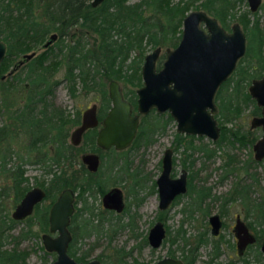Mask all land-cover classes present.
I'll list each match as a JSON object with an SVG mask.
<instances>
[{
    "label": "trees",
    "instance_id": "1",
    "mask_svg": "<svg viewBox=\"0 0 264 264\" xmlns=\"http://www.w3.org/2000/svg\"><path fill=\"white\" fill-rule=\"evenodd\" d=\"M90 1L0 0V40L6 47L0 62V116H4L6 120L0 125V177H4V183L0 185V264H26L27 257L34 249L18 248L19 242L22 238H38L40 232H47L49 205L62 187L71 186L67 170L76 162L77 148L72 147L68 141V127L77 124L78 117L69 118L62 108L52 103L53 90L58 83L55 73L59 69H62L61 77L72 96L76 83H80L81 89L96 91L100 103L107 107L109 99L105 82L115 80L139 86V69L145 49L156 46L173 47L180 37L182 18L190 9H200L204 6L207 12L217 17L225 26L228 25L227 16L236 18L241 22L248 37L254 36L258 43L261 42L259 29L256 25L249 26L244 13L236 16L235 12L216 6L224 4L226 0H205L203 3L199 0H103L95 7L90 6ZM74 27L93 34L91 47L86 39L81 37H73V41L60 38ZM51 33L57 34V38L42 49L41 44ZM36 47L40 49L39 54L25 63L17 75H12L11 78L7 76L14 57H19ZM246 57L247 54L243 58L245 62ZM243 66L241 65L235 76L224 82L217 92V115L221 119L220 123L238 116L250 100L245 86L248 79L254 76ZM5 72L6 76L1 80ZM128 92L133 96L129 99L134 100L132 90L126 89L124 95ZM9 94H12V97L7 103ZM19 101L21 103H18ZM158 122L155 119L152 122L142 120L136 138L137 146L153 141L152 136ZM163 126L164 122L161 128ZM145 127H148V132ZM84 138L86 142L90 141L91 135L86 134ZM15 139L26 142L19 147L24 149V156L12 149L11 144ZM174 139L175 150L181 149L180 153L183 154V167L195 149L201 151L208 159L216 154L223 141L231 144L238 142L240 146L253 141V138L243 133L226 129L221 130L213 147L207 144L193 145L192 136L175 133ZM13 154L21 163L7 167ZM226 158L222 163L223 168L235 163L229 154ZM23 162L38 164L41 167L42 176L46 178H41V181L34 178L35 185L44 189V200L48 201V204L37 205L33 214L22 221L25 227L17 235L11 236L7 231L20 221L8 216L7 205L9 207L16 203L30 188L28 177L25 176L21 165ZM246 163L247 161L242 166ZM252 185L256 188L252 183L242 184L235 181L228 197L230 200L246 201ZM4 198L8 199L7 205L3 203ZM250 204L253 207V216H257L254 222L264 225V197L255 199ZM8 237L13 240V245L9 248L4 246ZM36 248L42 252V261H45L48 254L54 258L53 253L45 252L40 244ZM67 252L76 260H83L85 256H74L73 243L69 244ZM109 262L113 264L110 260L106 263ZM190 263H193V259Z\"/></svg>",
    "mask_w": 264,
    "mask_h": 264
},
{
    "label": "flooded vegetation",
    "instance_id": "2",
    "mask_svg": "<svg viewBox=\"0 0 264 264\" xmlns=\"http://www.w3.org/2000/svg\"><path fill=\"white\" fill-rule=\"evenodd\" d=\"M205 0H199V2L203 3ZM91 6V5H90ZM202 6V4H201ZM216 6L221 7V9L227 8V10H231L232 12H235L236 16L240 13H244L245 17L249 21V26L256 25V27L259 29L261 36V42L258 43L257 39L254 36L248 37V34L244 31L242 24L239 20L236 18H229L227 16V22L228 25L225 26L222 24V22L215 16L211 15L209 12H207V9L202 6L199 10L204 11V13L211 18H214L217 25L220 26L221 28L224 29L225 32L230 33L231 31V26L234 23H237L241 29V31L244 33L245 36V48H244V54L236 61L233 70L231 73L227 76V78L217 87L213 100L214 104L216 107V113L213 115V118L216 121V124L218 126L219 130V135L216 140H211L208 137L204 135H192V134H184V133H179L176 131V122L175 120L171 117L170 113L168 111L164 112H158L154 107L148 109L146 113H138L137 112V105H136V89L141 86L142 80H141V75H140V85L135 89L134 91V100H130L127 94L124 95V91L121 90V93L124 97V99L129 103L130 105V114L131 115H137V126H136V131L134 134V137L130 144L123 148V149H116L113 146H110L108 148H101L96 144V137L98 134L99 129L102 126V120L106 116V113L110 107V102L107 104V107L104 103H91L89 105H86L81 111H77L74 115V117H78V123L73 125L72 130L80 124L81 121V116L83 111L90 107L92 104H95V116H96V125L94 127L87 128L81 133L80 140L78 144L73 145L71 144L72 147L77 148L76 150V162L73 163L67 170V174H70V180H71V186L70 187H62L58 193L56 194L55 198L57 195L65 188H68L72 192V213L69 217V222L67 225V229L70 233V241L67 245V249L70 243H73V246L75 248V254L74 256L77 257L81 254L85 255L83 260H76L74 257L70 256L67 252V254L76 262H88L90 260H97L98 264H111L106 263L109 260L113 262V264H127L126 263V258L129 257V252L130 249H126L124 247H119V248H113L112 252L108 251L105 254L99 253L97 255H94L93 257L90 256V248L88 247L87 249H82V245L84 244L85 239H88L90 236H95L97 239V235L103 233H107V230L110 231L112 234L116 232V230H121L126 228L129 231V237L130 239H138V242L135 245L136 249H140L143 246H148L150 249V252L153 253L154 251L160 249L162 246H164L165 242H169V244H175L174 248H169L166 251V255L161 256L159 258H156L154 261H149V262H137L136 259H133L134 264H155L158 260L162 258H169L172 260H178L181 262V264H195L196 260V252L195 249L202 244H205L207 242V239L203 237V234H205V230L209 229V233L213 237L212 241H210L211 244V249L209 252V259L205 262V264H249L247 261L246 255L253 246H256V251L254 255V261L255 264H261L263 259H264V254L261 251V243L264 240V225L257 223L258 225H261L260 228H256L255 225H253L254 219L257 217H254L253 213V207L250 203H253V201L259 200L263 198V195H259L257 198L251 197V194L255 191V187L252 185L250 187L249 191V196L248 200L243 202H240L238 199L236 200H230L228 197V194L231 192L232 187L230 190L226 193L225 196H223L220 199V206H219V213H210L207 216L206 219V226L204 231L197 233V236L195 238V243L194 245L190 246V243L187 241L185 235V231L182 230L181 228L176 229L175 233L172 236H169V230L167 225L165 224V221L167 219V213L170 210L171 207H173L179 199H181L184 196H187L188 203L183 206L181 209H179L182 213H184V218H192V213L194 211H200L203 212L205 215L208 213V210H206L207 206V201L209 198H211L210 194V187L204 186L202 184H199L198 180L195 179L194 173L190 170L192 167L191 163L195 161V158L193 157L194 153L199 152L202 153L201 151H198L195 149V151L192 153L190 158H188L187 161L184 163V167L182 166L180 162V169L178 174H174V166H175V153H177V150H175V133L183 135V136H192V143L195 146H199L202 144H207L209 147L212 145V147L215 145V142L218 141L220 132L223 129L226 130H231V131H238V133H243L249 138H253L252 143H244V146H248L251 148L252 151V162L254 165H259L260 163L264 162V158L261 160H256L254 158V153L252 146L253 144L261 137L263 131L260 126H254L251 127V120L254 117H259L261 108L256 104V99L250 95L248 91V87L251 85V82L253 80H259L264 76V26L260 23V16L264 17V0H259L258 5L254 10L250 9V6L248 4V0H226V2L220 3L219 5L216 4ZM93 7V6H91ZM95 7V6H94ZM242 7H245L244 9H241ZM197 10V9H194ZM190 11V10H189ZM181 27V26H180ZM200 27L203 29L204 32L207 33V29L203 24H200ZM66 35H63L60 38H63L65 40H70L73 41L74 38L81 37L86 39L85 35L86 33H89L88 31L78 29L76 27L72 28L70 31H66ZM80 33H84V35H79ZM180 33H181V28H180ZM72 34H75V36H71ZM57 38V34H55ZM74 37V38H73ZM180 38V37H179ZM46 41V40H44ZM179 41V40H178ZM87 42V39H86ZM44 43V42H43ZM42 43V44H43ZM88 43V42H87ZM178 43V42H177ZM177 43L173 47H163V52H161L162 47L156 46L159 48V53L158 56L155 60V68L158 70L161 67L162 61L164 60L165 57V49L169 48L172 49L174 48ZM41 44V45H42ZM155 47V48H156ZM154 48H152L153 50ZM151 50V51H152ZM149 53V52H148ZM38 53L34 50H30L29 52L20 55L17 57V59L14 61V59L11 62V65L9 67V71L7 72V76L11 78L13 75H17L19 73V70L24 66L25 63H27L29 60L37 56ZM147 54V53H146ZM143 55L144 56L146 55ZM247 54L246 57V62L244 56ZM26 55H30L28 57H25ZM163 56L161 59L160 57ZM16 58V57H14ZM160 59V60H159ZM159 61V64H158ZM241 61V62H240ZM143 62V59H142ZM141 62V64H142ZM245 62V63H244ZM141 64H140V69H139V74L141 71ZM240 64V65H239ZM241 65H244V67H247L246 70L248 71L249 74H252L254 77H250L248 80L247 86H245V90L249 96V99L247 103L251 104L252 108V117L249 120L248 124V129L246 130H238V129H233L229 128L226 126L227 123L232 121L236 117H232L231 120L225 122V123H220V117L217 115L218 113V105H219V99L216 98L217 92L221 85L226 82L229 78H233L237 71L240 69L239 67ZM233 85V82L230 81ZM120 87V86H119ZM125 88V87H124ZM129 93V92H128ZM223 94V93H222ZM18 103H21L19 101ZM168 116L170 118H168ZM72 117V118H74ZM158 120V126L153 134V141L150 143L144 145L141 144L137 146L136 144V138L137 134L140 128V125L142 124V120H147L152 122L153 120ZM164 122L163 128H161V125ZM168 123H172L175 126V131L173 133V137L171 140V145L170 147H167L166 149L171 150V169L169 172V176L172 179H176L180 176L181 172L184 171L185 173V191L176 194L173 196V198L170 200V202L167 204L166 207L160 208L159 207V190H158V184H157V179L159 177V174L161 172V165H162V158L164 155V152L166 149H164L163 154L160 159V164H159V172L152 178H148V174L145 172H140L137 167H132L131 160L128 158V153L133 150L137 149L139 147H147L150 144H152L155 139H156V134H161L164 132L165 126ZM71 130V131H72ZM145 130L148 132V127H145ZM70 131V132H71ZM70 132L68 134V141H69V136ZM90 134L91 135V140L87 141L85 140V135ZM259 134V136H258ZM202 138L209 139L211 142L207 143H194L195 139L201 140ZM229 143V142H228ZM231 146L233 144H236L238 146V142H234L233 144L229 143ZM181 150V149H180ZM218 150V149H217ZM86 154H92L96 155L97 157V164L96 167L91 170L89 168V165L82 162L81 157ZM203 155V154H202ZM248 161L246 165L243 167L237 166L236 161L234 164H228L227 166H224L225 172L229 171H237V170H242L245 174L249 175V172L247 170ZM250 163V164H251ZM244 165V163H243ZM222 167V164H221ZM243 167V168H241ZM223 168V167H222ZM70 171V173H69ZM251 178L254 180L253 174H250ZM240 182L241 180L238 178V180H235ZM234 181V182H235ZM255 181V180H254ZM233 182V183H234ZM252 182V181H251ZM242 184H251V183H243ZM254 184V183H252ZM255 185V184H254ZM233 186V185H232ZM34 187V186H32ZM40 187V186H36ZM31 188V187H30ZM29 188V189H30ZM42 190H44L42 187H40ZM113 190H117L119 192V199L120 203L115 201V198L113 196ZM144 190L143 195H139V191ZM27 191V190H26ZM25 191V192H26ZM24 192V193H25ZM45 192V191H44ZM23 193V194H24ZM46 195V193H45ZM99 197V201L97 205H94L93 203H89L88 199L89 198H95V196ZM105 195L106 198H104ZM153 195V197L156 199V211L154 213L153 219L151 223L149 224L148 228L146 231H138L137 232V227H136V219L138 218V214L135 211H132L128 213V208L129 204L135 206V209H138L139 205L141 202L144 200L145 196ZM23 196V195H22ZM21 196V197H22ZM19 198V200L21 199ZM45 196L43 199L34 204L32 211L30 215L24 217L21 220H15V221H20L18 223H21L24 219L30 217L34 209L37 205H42V203L45 201L44 200ZM54 198V199H55ZM215 198V197H214ZM19 200L16 203L12 204V210L13 211L14 207L16 204L19 202ZM54 201V200H53ZM52 201V202H53ZM232 201H237L239 202V205L241 206L242 212H237L234 213L233 215V222L232 225H230V233L232 234V240H233V246H234V251H235V259H230L225 262L217 261V258L220 255V248L221 244L224 242H227L226 239H224L223 235L221 234V229L225 226V223L223 222L222 219V211H225L226 206L228 203H231ZM105 204V205H104ZM51 205V204H50ZM49 205V207H50ZM48 207V209H49ZM115 207H120V209H116ZM11 212H10V217H11ZM256 214L259 215L258 212H255ZM127 216V219L124 223L118 222L114 227H110V229L106 230V227H104V224L110 220L108 216H113L115 220H118L123 216ZM47 216H48V211H47ZM211 216H217L218 218V223L219 226L217 228V232L213 233L212 232V225L210 224L209 218ZM247 217L253 218L252 221H247ZM260 219V218H259ZM237 221L241 223L246 232L250 235L253 236V242L251 243H246L243 245L240 249L238 248V239L236 238V232H235V226L237 224ZM160 223L163 230L164 234L163 237L161 238V241L158 246L153 247L149 243L148 235L150 230L153 228L154 225ZM107 225V224H106ZM48 227V223H47ZM43 233H48V232H43ZM51 235H54L51 234ZM112 235H109V240ZM180 241V245H178L177 241ZM96 244V243H95ZM42 246V244H41ZM231 246V245H230ZM43 247V246H42ZM258 247V249H257ZM93 248V246H92ZM44 250V249H43ZM177 250L179 253H177ZM45 251V250H44ZM67 251V250H66ZM47 252V251H45ZM47 253H52V252H47ZM54 258L55 254L53 253ZM262 255V260L259 262V257ZM52 259V261L54 260ZM193 259V263H190ZM51 261V263H52ZM102 261H105L104 263ZM240 261V263H238ZM50 263V264H51Z\"/></svg>",
    "mask_w": 264,
    "mask_h": 264
},
{
    "label": "water",
    "instance_id": "3",
    "mask_svg": "<svg viewBox=\"0 0 264 264\" xmlns=\"http://www.w3.org/2000/svg\"><path fill=\"white\" fill-rule=\"evenodd\" d=\"M103 0H91V6H97ZM259 0H248L250 9L254 10ZM203 24L207 33L200 27ZM51 33L41 45L44 49L55 40ZM245 36L239 25L234 23L230 33L217 25L214 18L208 17L202 10L188 11L181 21V33L177 45L165 49V57L161 67L156 70L155 60L159 53L156 47L147 53L141 64L142 84L136 89V105L138 113H146L154 107L158 112L168 111L176 122V131L184 134L204 135L216 140L219 135L218 126L213 115L216 113L214 94L217 87L227 78L234 68L236 61L244 54ZM5 43L0 40V62L5 54ZM30 55H26L28 57ZM250 95L256 99L261 108L260 116L251 120V127L260 126L263 133L253 144L254 158H264V76L253 80L248 87ZM107 96L110 107L102 120V126L96 137V144L101 148L110 146L116 149L127 147L132 141L136 126L137 115L130 114V105L124 99L119 84L110 80L107 85ZM95 104L86 108L81 121L69 136V142L78 144L81 133L96 125ZM82 162L93 170L97 164L96 155L86 154L81 157ZM171 150L166 149L162 158L161 172L157 179L159 190V207L164 208L178 193L185 191V173L172 179ZM115 201L120 203L119 192L113 190ZM45 196L40 187L28 189L11 212L13 220H21L30 215L34 204ZM105 195L104 198H106ZM105 205V204H104ZM117 210L120 207H115ZM72 192L63 189L48 209L47 232L40 235L43 249L55 254L51 264H98L97 260L76 262L67 254L70 233L67 229L69 217L72 213ZM212 232L216 233L219 226L217 216L209 218ZM238 248L253 242V236L248 234L244 226L237 221L235 226ZM54 235H51L53 234ZM164 230L160 223L150 230L149 243L156 247L163 237ZM264 254V240L261 243ZM155 264H181L178 260L162 258ZM261 264H264V259Z\"/></svg>",
    "mask_w": 264,
    "mask_h": 264
},
{
    "label": "rangeland",
    "instance_id": "4",
    "mask_svg": "<svg viewBox=\"0 0 264 264\" xmlns=\"http://www.w3.org/2000/svg\"><path fill=\"white\" fill-rule=\"evenodd\" d=\"M129 2H134L136 0H128ZM176 1V0H172ZM245 7L240 8L244 9ZM194 10V9H190ZM260 23L264 26V17L260 16ZM181 28V27H180ZM85 36L88 42V46H92L93 41V34L86 33ZM264 47V46H263ZM163 47L161 52H163ZM36 53L40 52L39 47L33 49ZM152 49L146 48L144 54L150 52ZM17 59L14 58V61ZM6 76V72L2 75L1 80H3ZM62 76V69H59L55 73V78L58 80L57 85L53 90L52 96V103L59 108H62L68 115L69 118L74 117L77 111H81L86 105L91 103H99V96L96 91L91 89H84L80 88V83H76L75 85V93L72 96L66 87L65 80L61 77ZM109 81L105 82V89L107 90V85ZM121 90L124 91L126 89L132 90L133 92L138 86H133L128 83H123L121 81H117ZM249 82V80H248ZM248 84V83H247ZM247 86V85H246ZM125 87V88H124ZM21 93V91H19ZM19 95V94H18ZM135 95V94H134ZM15 96V95H14ZM127 98L132 96L131 93H127ZM12 94H9V99L7 98L6 102L10 100ZM133 97V96H132ZM0 103L2 101L0 100ZM251 104L247 103L243 106L241 113L236 116L232 121L226 124L227 127L238 129V130H246L248 129V124L252 115V108ZM6 122L4 116H0V125ZM68 134L72 130L73 126L68 127ZM175 131V126L172 123H168L165 126L164 132L161 134H156L155 141L150 144L149 146L143 148L139 147L137 149H133L128 153V158L131 160L132 167H137L140 172H145L148 174V178L152 179L158 172H159V164L160 159L163 154L164 149L170 147L171 140L173 137V133ZM259 136V134H258ZM209 143L211 142L209 139L202 138L201 140L195 139L194 143ZM26 142H21L18 139H15L11 146L12 149L17 151L19 154H23L24 156V149L19 148L22 147L23 144ZM212 147V145L210 146ZM22 149V150H19ZM229 154L233 157L234 161H236L237 166L243 165L244 162L248 161L249 167L247 170L248 174H245L242 170L225 172V169L221 167V164L226 161V155ZM193 157L195 161L191 163L192 167L190 170L194 173V177L198 180L199 184L204 186L210 187V194L211 198L207 201L206 210L208 213L205 215L203 212L194 211L192 213V218H184V213H182L179 209L185 206L188 203V197L184 196L179 201L170 208L167 213V219L165 224L169 230V236H172L175 233L176 229L181 228L185 232V237L187 241L190 243V246L194 245L195 238L197 233L204 231L205 229V222L207 216L210 213H219V206H220V199L226 195V193L230 190L235 180L238 178L241 180L240 182L243 183H254L256 188L255 191L251 194V197L257 198L259 195H264V162L260 163L259 165H254L251 160L252 158V151L251 148L248 146H238L233 144L232 146L229 143L222 142V145L218 150H216V154L211 158H205L202 153L196 152L194 153ZM181 158H183V154L180 153V150L175 153V166H174V174H178L180 169V162ZM24 159V158H22ZM21 163V160L15 156V154L11 155L7 167L15 166L16 164ZM251 163V164H250ZM22 167L24 169L25 176L28 177V184L29 187L36 186L35 179L40 180L41 178H46L42 176L41 167L38 164H31L27 162H23ZM228 167V166H227ZM250 174H253L255 181L251 178ZM252 181V182H251ZM4 183V177H0V185ZM144 190L139 191V195H143ZM215 197V198H214ZM89 203H93L97 205L99 201V197L96 195L93 199L92 197L88 199ZM4 204H8V199L4 198ZM43 205L48 204V201H44ZM12 210V204L8 207L7 205V212L8 216H10V212ZM135 211L138 214V218L136 219V227L138 231H146L149 224L151 223L154 213L156 211V199L153 195L145 196L144 200L139 205L138 209H135V206L129 204L128 213ZM242 212L241 206L239 202L232 201L228 203L226 206L225 211H222V219L225 223L223 229H221V234L223 235L224 239L227 242L221 244L220 248V255L217 258V261L225 262L230 259H235V251L233 246L232 234L230 233V225L233 222V215L237 212ZM110 220H108L104 227L110 229V227H114L118 222L124 223L127 219V216L123 215L119 221L115 220L113 216H108ZM253 218L247 217V221H252ZM107 224V225H106ZM258 229L261 225L253 224ZM25 227L23 222L14 224L11 229L7 231V233L11 236L17 235L19 231ZM35 229V225L32 226ZM203 237L207 239L205 244L199 245L196 249V260L195 264H205V262L209 259V252L211 249L210 241H212L213 237L209 233V229L205 230ZM42 232L38 234V238L36 237H25L22 238L18 244V248L24 249H34L26 259V264H50L52 261V256L49 254L45 256V261H42V252L36 248L37 245H41L40 235ZM109 235H112L109 240ZM129 231L124 228L121 230H116L114 234L107 230V233H101L97 235V239L95 236H90L88 239L83 240L84 244L82 245V249L90 248V256L93 257L99 253L105 254L106 252H112L113 248L124 247L126 249H130L129 257L126 258L127 264H134L133 259H136L137 262H149L154 261L156 258L166 255V251L169 248H174L175 244H169V242H165L164 246L160 249L154 251L153 253L150 252L148 246H143L140 249H136L135 245L138 242V239H130ZM96 243V244H95ZM178 245H180V241H177ZM13 245L12 238H7L4 242V246L9 248ZM231 245V246H230ZM93 246V248H92ZM258 249V247H257ZM256 251V246H253L249 249L246 258L249 264H255L254 255ZM177 253L179 251L177 250ZM259 262L262 260V255L258 256ZM240 263V261H238Z\"/></svg>",
    "mask_w": 264,
    "mask_h": 264
}]
</instances>
